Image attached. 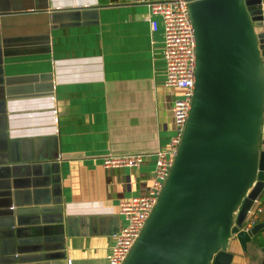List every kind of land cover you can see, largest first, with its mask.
<instances>
[{"label":"crops","instance_id":"0c3cea01","mask_svg":"<svg viewBox=\"0 0 264 264\" xmlns=\"http://www.w3.org/2000/svg\"><path fill=\"white\" fill-rule=\"evenodd\" d=\"M147 1L0 0L9 10L0 15V264L54 263L17 252L30 247L11 238L12 201L21 211L15 228L42 230L53 248L64 232L67 264H107L120 203L147 193L156 153L175 135L171 109L181 95L165 86L163 30L151 32ZM41 34L49 41L2 44ZM127 154H143V164L102 165L104 156ZM263 201L264 191L251 210ZM255 237L246 251L232 238L231 264L262 263L264 230Z\"/></svg>","mask_w":264,"mask_h":264},{"label":"water","instance_id":"95a60500","mask_svg":"<svg viewBox=\"0 0 264 264\" xmlns=\"http://www.w3.org/2000/svg\"><path fill=\"white\" fill-rule=\"evenodd\" d=\"M184 1L195 42L188 117L156 203L122 264H231L232 238L246 251L264 230V223L243 227L264 191V0ZM6 12L0 8V15ZM48 41L41 34L2 44ZM12 207L13 201L11 238L30 247L17 252H42L52 264H67L64 232L56 236L62 247H50L42 230L14 227ZM71 221H65L67 237Z\"/></svg>","mask_w":264,"mask_h":264},{"label":"built area","instance_id":"2783aa9c","mask_svg":"<svg viewBox=\"0 0 264 264\" xmlns=\"http://www.w3.org/2000/svg\"><path fill=\"white\" fill-rule=\"evenodd\" d=\"M147 3V20L151 32L154 33L159 27L163 30L162 57L165 64V86L178 89L181 94L171 109L175 135L167 150L156 153L153 179L147 193L120 203L119 214L123 224L114 235L115 242L110 250L107 264L123 263L155 205L175 157L194 90L195 42L188 15V2L148 0ZM143 159V154L108 155L102 158V165L106 169L139 168L143 164ZM248 214L251 220L245 230L256 225L258 217L263 214V205L260 204Z\"/></svg>","mask_w":264,"mask_h":264},{"label":"trees","instance_id":"16d2710c","mask_svg":"<svg viewBox=\"0 0 264 264\" xmlns=\"http://www.w3.org/2000/svg\"><path fill=\"white\" fill-rule=\"evenodd\" d=\"M262 205H263V207H264V201L261 203ZM262 221H263V223H264V209H263V214H262ZM258 222V221H257ZM257 224V223H256ZM263 231V230H262ZM255 239L254 240H256V237H254ZM256 244H258L259 245V242H256ZM261 264H264V258H263V261H262V263Z\"/></svg>","mask_w":264,"mask_h":264}]
</instances>
